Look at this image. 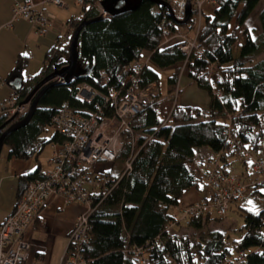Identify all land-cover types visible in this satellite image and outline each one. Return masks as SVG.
I'll list each match as a JSON object with an SVG mask.
<instances>
[{"label":"trees","instance_id":"16d2710c","mask_svg":"<svg viewBox=\"0 0 264 264\" xmlns=\"http://www.w3.org/2000/svg\"><path fill=\"white\" fill-rule=\"evenodd\" d=\"M98 1L85 0L81 14L68 21V35L46 51L41 69L33 77L23 78L29 56H18L8 78H23L22 87L14 89L18 104L55 66L62 67L73 31L82 20L99 16ZM163 1L173 5V0ZM260 2L203 0L195 41L201 52L195 47L190 55L177 50V44H164V40L182 28L192 27L199 12L195 4L185 24L176 23L167 6L145 0L135 11L86 25L78 51L80 62L93 67L91 75L47 88L29 121L4 137L2 147L9 150L10 158L38 160L46 145L66 139L57 131L50 138L46 136L53 126V116L65 104L73 110L102 111L103 118H115V92L123 96L131 86L141 91L156 84L158 90L152 102L128 119L129 129L122 133L124 145L113 161L121 167L101 172L108 181L90 193L93 212L89 217V242L83 250L88 264H137L138 251L148 259L147 264H225L229 256L239 254L244 257L242 264H264V208L258 212L242 209V235L232 242H227V235L219 231L206 239L170 234L171 227L181 223L170 209L179 210L184 192L200 189L204 183L207 191L201 198H207V177L217 167L216 155L222 164H229L234 174L233 160L242 164L249 160L246 154L264 156V7L258 14V37L248 25ZM137 62L142 67L135 72L129 66ZM184 64L190 82L207 97L206 108L179 104L175 98ZM168 69L167 89L161 93L159 70ZM84 82L97 92L90 103L77 96ZM26 117L11 121L12 115L5 110L0 113V127L22 122ZM232 140L235 144L230 146ZM200 148L212 152L206 159L209 168L204 156L196 153ZM128 161L131 169L124 173ZM45 173L38 165L21 175L18 199L30 182L43 179ZM260 186L264 181L253 185V193L260 192ZM221 217L197 213L188 217L187 227L200 231Z\"/></svg>","mask_w":264,"mask_h":264},{"label":"built area","instance_id":"2783aa9c","mask_svg":"<svg viewBox=\"0 0 264 264\" xmlns=\"http://www.w3.org/2000/svg\"><path fill=\"white\" fill-rule=\"evenodd\" d=\"M76 1L81 6L85 2ZM100 1L98 9L101 13ZM48 2L59 7L65 5L63 0ZM186 6V0H173V10L177 18L186 17ZM12 12V21L24 19L35 25L42 35L52 24L53 17L45 10L38 9L32 0L15 3ZM195 21L194 19L192 27ZM8 26H12V22ZM194 48L195 45L177 46V50L186 55H190ZM141 67V62L129 66L135 72ZM156 94V84H151L141 91L132 89L131 86L123 96L115 92L112 100L118 104L117 116L110 119L103 118L102 111L84 113L73 110L67 104L57 111L53 116L52 125L66 139L52 143V169L45 173L43 179H36L28 184L14 209L0 223V264H43L30 258V244L26 234L34 226L40 212L52 196H59L67 204L77 203L85 207L69 233L68 243L59 264H88L83 250L89 242L91 228L89 217L93 212L90 193L92 190L100 189L108 181V177L92 168L98 162L115 161L124 145L122 133L129 129L128 119L142 111L145 105L152 102V95ZM95 95L97 92L86 82L78 88L77 96L83 102H92ZM29 108L18 104L14 96L1 103L0 113L13 109L12 111L18 112L17 116L23 117L28 115ZM234 144L233 140L230 141V146ZM262 152L264 154V140ZM218 157L219 155L215 157L217 167L207 177L209 186L207 198L203 197L185 206L184 218L205 212L223 216L231 207L233 200H239L244 196L246 186L237 180L229 164L227 162L222 164ZM246 158L252 159L255 171L264 172V156L246 154ZM130 169L131 161H128L124 173ZM137 253L140 255L137 264H147L148 259L140 251ZM243 259L242 254L232 255L226 259L225 264H242Z\"/></svg>","mask_w":264,"mask_h":264},{"label":"crops","instance_id":"0c3cea01","mask_svg":"<svg viewBox=\"0 0 264 264\" xmlns=\"http://www.w3.org/2000/svg\"><path fill=\"white\" fill-rule=\"evenodd\" d=\"M25 1L28 0H0V103L7 102L15 94L14 88L10 85V81L13 79L9 80L8 78L18 56L21 54L29 56V65L23 73V78L28 79L33 77L40 71L46 51L68 35V21L72 17H78L81 14V12H77L76 8L71 7L66 0H63L65 4L63 7L56 6L48 2V0H32L38 9L45 10L53 17L50 28L42 35L35 25L24 19L12 21L14 4ZM10 22H12V26H8ZM185 29L187 28H182V32L179 33L186 34ZM176 39L178 38H175L173 41ZM182 70L181 76L186 77L187 74H184L186 70L184 68ZM186 82L187 78L183 83L186 84ZM4 149L7 154L6 164L12 163L14 171L9 172L6 169L7 166L4 170H0V223L11 213L16 205L19 177L35 170L31 169L29 163H24L20 159L10 158L8 156L9 150L6 147L1 148L0 155ZM200 153L201 156H204L205 160L212 155V152L206 148H201ZM240 169H242L243 173L249 174L247 166L244 168L236 167L235 171L240 173ZM41 171L45 173L50 170L45 171L41 167ZM197 190L193 188L184 192L178 208L198 201L204 195V192ZM84 209L85 207L81 204H67L59 196H52L40 212L35 226L26 234V239L30 244V258L40 260L48 254L52 257L54 255L53 249L49 248L50 244H32L35 228H44L49 236L48 241L52 239L55 240L53 242H56L58 239L65 240L64 246H61L55 253L56 261L60 263L68 243L69 233L74 226L77 216Z\"/></svg>","mask_w":264,"mask_h":264},{"label":"rangeland","instance_id":"374dc122","mask_svg":"<svg viewBox=\"0 0 264 264\" xmlns=\"http://www.w3.org/2000/svg\"><path fill=\"white\" fill-rule=\"evenodd\" d=\"M66 1L71 5V7L76 8L77 12L82 11L81 5H79L76 0H66ZM186 2H187V0H186ZM201 2L203 3V0H192V7H193V4L197 5V7H198V4ZM202 3H201V5H202ZM172 7H173V5H172ZM263 7H264V0H261V2L257 6V8L254 10V12L252 13V15L250 16L249 21H248V25L252 29L253 35L255 37H258L260 32H261L258 14ZM200 9H201V6L198 7L199 12H198V16H196L194 18L196 21L194 22L193 27H191V28H190V26L185 27V28H187V29H185L186 34L185 33L180 34L179 32H182V29H181L174 35L175 37L174 36L171 38L166 37L164 40V44H171L174 42V44H177V46H179L180 44H185V45L190 46V47H193L195 45V47H196L195 41H196L197 33L199 31V28L201 26V21H202V15H201ZM186 12H187V6H186ZM60 18H62V17L60 16ZM180 20H183V19H180ZM175 38H178V39L173 41ZM176 41H178V42H176ZM195 50H197V52H201V50L198 49L197 47ZM235 53H237V51ZM262 55H264V54H262ZM185 66L186 65L184 64L182 66V69L184 68L186 70ZM182 69H181L177 88L175 89V98H178V100H177L178 103L179 104H185V105L191 104V105H195V106L200 107V108H206L208 105L207 97L197 87L196 84L190 82L187 75H186V77L181 76L183 73ZM169 74H170L169 69L168 70H159V75H160L159 92H161V93L166 92V89H167L166 79H167ZM184 74H187V72L184 71ZM186 78H187V82H186V84H184L183 82ZM157 90H158V88H157ZM1 103H3V102H1ZM1 103H0V109H1ZM24 106L28 107V108L30 107L29 108V112H30L31 105H24ZM12 110L13 109H7V111L10 112L12 117L15 114H18V112H15ZM17 118H19V116H17ZM14 124H16V122ZM108 128H109V130H111L110 127H108ZM55 132H56L55 128L53 126H51L49 128L48 132L46 133V136L50 138ZM200 149H198L196 151L197 154H200ZM52 153H53L52 144H48L44 148L43 152L39 155L38 160L36 158H32L29 160H22V162L29 163L31 165L30 166L31 169H36L37 166L40 165L42 167V170H45V171L51 170L52 169V163H51ZM14 159H16V158H14ZM6 160H7V154H6L5 149H4L0 155V170L1 171L4 170L5 167L7 166L6 169L9 172L14 171L13 170L14 169L13 164L12 163L6 164ZM246 162L247 163L241 164V163H238L237 160H233L232 164L234 165V171H235L236 167L237 168L238 167L244 168L245 166H247V168H248L249 174L243 173L242 169H240V171H239L240 173H238L237 171H236L237 173H235V174H238L242 178L243 182L246 183L247 190L241 199H239L238 201H235L231 204V207L228 209V212L224 216L221 217V220H219V221L213 220L210 223L205 224L200 231H194V230L187 227V219L188 218H186V219L184 218L183 211H184V207L187 205L180 207L179 208L180 211L177 208H171L170 211L177 216L178 220H180L181 223H180V225L175 226L176 225L175 224L174 226H172L171 227L172 230L170 231V234L173 236H184L185 235L191 239H198V238H202V239L205 238L206 239V238L210 237V234L212 232L219 231L222 233L224 232L227 235V238H226L227 242H232L234 240L240 239L241 235H242V231L240 230V228L243 224V213H244V211L242 209L246 208V209H249L251 211L258 212L260 209L264 208V195H261V194H264V191H262V190H264V186H260L258 188V190L260 192L253 193V185L264 181V172L253 171L252 159H249ZM205 165L208 168L211 166V164L208 161H206ZM113 167H115V169L120 168L121 164H119V163L114 164L113 162H98L93 166L92 169L98 173H101L103 171H109ZM15 169H17V168H15ZM199 190L204 192V194L206 193L207 188L204 185V183L201 184L200 189H198L197 191H199ZM28 232H27V234H28ZM48 239H49V236L46 233V230L44 228H35V230L33 231V242H32V244L48 243V244H50L49 248L53 249V253H54L53 257L48 254L43 259H40V260L36 259V260L40 261L43 264H58L59 261L58 262L56 261L55 253L61 248V246H64L65 240L58 239L56 242H53L55 240L52 239L51 241H48Z\"/></svg>","mask_w":264,"mask_h":264},{"label":"water","instance_id":"95a60500","mask_svg":"<svg viewBox=\"0 0 264 264\" xmlns=\"http://www.w3.org/2000/svg\"><path fill=\"white\" fill-rule=\"evenodd\" d=\"M145 0H101L100 4L102 7V12L99 16L90 19V20H82L79 26L73 31L70 45H69V54L62 65V67L58 68L55 66L54 71L43 78L36 86L31 90L27 98L20 103V105H31V110L28 113L27 117L19 123L11 124L10 126H2L0 127V150L2 148L4 137L12 130L24 125L32 116L33 111L35 110L38 99L40 95L50 86L58 83H70L73 80L86 79L91 75L93 67L90 65L84 66L83 63L79 60V51L78 44L79 38L82 29L93 22L100 21L106 19L108 17H115L127 12H132L137 10L141 4ZM155 4L167 6L170 12L172 13V17L178 24H185L188 22V19L192 10V0H187V12L186 17L183 20H180L176 17L173 7L170 3L164 2L163 0H150ZM10 85L18 90L23 85V78L17 77L10 81ZM17 118V114H15L11 121H14Z\"/></svg>","mask_w":264,"mask_h":264},{"label":"snow or ice","instance_id":"6c2138e0","mask_svg":"<svg viewBox=\"0 0 264 264\" xmlns=\"http://www.w3.org/2000/svg\"><path fill=\"white\" fill-rule=\"evenodd\" d=\"M262 191H264V190H262Z\"/></svg>","mask_w":264,"mask_h":264}]
</instances>
